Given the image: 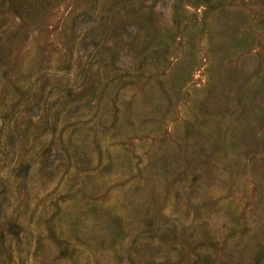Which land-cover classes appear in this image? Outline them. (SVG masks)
Masks as SVG:
<instances>
[{"label": "rangeland", "instance_id": "rangeland-1", "mask_svg": "<svg viewBox=\"0 0 264 264\" xmlns=\"http://www.w3.org/2000/svg\"><path fill=\"white\" fill-rule=\"evenodd\" d=\"M0 264H264V0H0Z\"/></svg>", "mask_w": 264, "mask_h": 264}]
</instances>
